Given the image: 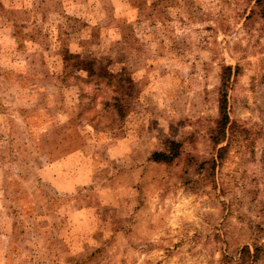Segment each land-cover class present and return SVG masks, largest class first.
<instances>
[{"label": "rangeland", "instance_id": "1", "mask_svg": "<svg viewBox=\"0 0 264 264\" xmlns=\"http://www.w3.org/2000/svg\"><path fill=\"white\" fill-rule=\"evenodd\" d=\"M0 264H264V0H0Z\"/></svg>", "mask_w": 264, "mask_h": 264}, {"label": "clouds", "instance_id": "2", "mask_svg": "<svg viewBox=\"0 0 264 264\" xmlns=\"http://www.w3.org/2000/svg\"><path fill=\"white\" fill-rule=\"evenodd\" d=\"M197 224L193 199L190 194L178 193L171 211L166 217V223L170 229H177L183 223Z\"/></svg>", "mask_w": 264, "mask_h": 264}, {"label": "trees", "instance_id": "3", "mask_svg": "<svg viewBox=\"0 0 264 264\" xmlns=\"http://www.w3.org/2000/svg\"><path fill=\"white\" fill-rule=\"evenodd\" d=\"M258 3H262V0H257ZM95 62L96 61H91V60H80L79 64L82 65L90 74L94 73L95 71ZM97 63V62H96ZM227 70L231 72L232 68L231 66L227 67ZM227 95L226 93L223 94V98L221 100V105H220V119L218 121V133L220 135V138H217V142H221L225 138L227 126L229 124V115H228V110H227ZM173 145L175 146L173 153L168 154V153H162V152H157L155 153L154 159L156 161H167L175 158L178 155V149L177 146L178 144L176 142H173Z\"/></svg>", "mask_w": 264, "mask_h": 264}]
</instances>
